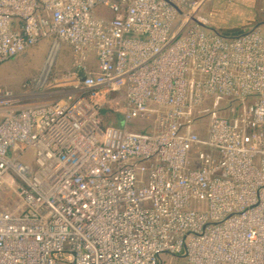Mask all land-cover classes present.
Here are the masks:
<instances>
[{
    "label": "built area",
    "instance_id": "2783aa9c",
    "mask_svg": "<svg viewBox=\"0 0 264 264\" xmlns=\"http://www.w3.org/2000/svg\"><path fill=\"white\" fill-rule=\"evenodd\" d=\"M210 1L0 0V65L67 44L76 94L0 90V264H264V34Z\"/></svg>",
    "mask_w": 264,
    "mask_h": 264
},
{
    "label": "rangeland",
    "instance_id": "374dc122",
    "mask_svg": "<svg viewBox=\"0 0 264 264\" xmlns=\"http://www.w3.org/2000/svg\"><path fill=\"white\" fill-rule=\"evenodd\" d=\"M216 3V1H215ZM215 3H207L204 6L205 12L217 13L219 7H215ZM228 12L227 9L223 10ZM221 19V16H216ZM223 21L227 24H235V19L232 17H224ZM231 25V26H232ZM230 26V25H229ZM240 30L232 31L229 33H237ZM237 35V34H226ZM56 48V50H55ZM93 66V61L90 63ZM47 78L45 82H41L42 75L46 72ZM74 70L73 55L71 48L67 44L55 46L53 41L45 40L39 43L34 48L23 53L18 58L10 60L0 65V89L10 90L15 93L22 92V85L27 83L30 85L29 91L40 92L46 95L43 102H49L52 100H68L76 96V94L70 93L72 88L69 82H63L64 77L69 72ZM74 95V96H73ZM228 101V100H227ZM225 99H221L219 104L221 106L227 105ZM213 104V101H212ZM104 119L118 121L117 125L124 127L123 121L120 116H115L108 107H104ZM117 117V118H116ZM210 117L207 115L202 116L199 119V123L202 127L207 128ZM129 130L134 131H148L150 129V122L134 121L127 126ZM28 163L33 166L34 151L31 150L26 153L21 162ZM33 169V168H31ZM18 198L8 191L0 193V208L3 210H12L18 203ZM163 264H187L186 259L182 257H171L169 255L162 256Z\"/></svg>",
    "mask_w": 264,
    "mask_h": 264
},
{
    "label": "crops",
    "instance_id": "0c3cea01",
    "mask_svg": "<svg viewBox=\"0 0 264 264\" xmlns=\"http://www.w3.org/2000/svg\"><path fill=\"white\" fill-rule=\"evenodd\" d=\"M209 3H215V7H219L220 9L216 11L217 13L213 12V10L211 13H208L207 11L205 12L204 9V15L207 17L210 25L209 30L220 35H226L240 34L251 29L259 28L264 34V0H211ZM226 9L228 12L223 11ZM216 16H221V19L216 18ZM225 16L234 18L236 21L235 24L225 23L223 21ZM237 30L240 31L237 33H229ZM91 58L94 65L93 54ZM36 94H38V96H43L40 92H36Z\"/></svg>",
    "mask_w": 264,
    "mask_h": 264
},
{
    "label": "bare ground",
    "instance_id": "6f19581e",
    "mask_svg": "<svg viewBox=\"0 0 264 264\" xmlns=\"http://www.w3.org/2000/svg\"><path fill=\"white\" fill-rule=\"evenodd\" d=\"M55 50H56V48H55ZM48 70H49V67H47L46 72L42 75V79H41V82H42V83L46 81Z\"/></svg>",
    "mask_w": 264,
    "mask_h": 264
},
{
    "label": "trees",
    "instance_id": "16d2710c",
    "mask_svg": "<svg viewBox=\"0 0 264 264\" xmlns=\"http://www.w3.org/2000/svg\"><path fill=\"white\" fill-rule=\"evenodd\" d=\"M108 120V119H107ZM116 125H117V123H116Z\"/></svg>",
    "mask_w": 264,
    "mask_h": 264
}]
</instances>
